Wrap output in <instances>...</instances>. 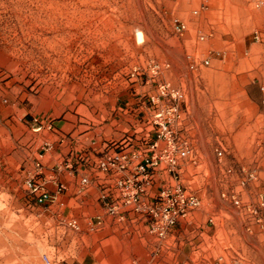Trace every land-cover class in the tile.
I'll return each mask as SVG.
<instances>
[{
	"label": "rangeland",
	"instance_id": "obj_1",
	"mask_svg": "<svg viewBox=\"0 0 264 264\" xmlns=\"http://www.w3.org/2000/svg\"><path fill=\"white\" fill-rule=\"evenodd\" d=\"M179 21L183 37L173 33ZM255 31L264 37V0H0V264H46L44 255L108 264L106 251L88 247L95 237L63 228L23 188L21 165L33 157L26 121L55 109L57 120L97 127L133 85L153 95L163 82L195 107L205 164L181 176L202 201L200 224L170 239L174 249L169 239L137 249L138 264H264V40ZM252 170L257 180L241 186Z\"/></svg>",
	"mask_w": 264,
	"mask_h": 264
},
{
	"label": "crops",
	"instance_id": "obj_2",
	"mask_svg": "<svg viewBox=\"0 0 264 264\" xmlns=\"http://www.w3.org/2000/svg\"><path fill=\"white\" fill-rule=\"evenodd\" d=\"M132 87L134 89L125 92L120 99L117 113L112 118L103 119L97 127L90 123L89 126L86 123L79 124L77 120H57L54 116L55 109L50 115H35L31 117L30 122L26 121L27 137L32 136L33 139V157H26L21 165L23 167L20 178L23 188L28 191L26 180L33 175H37L38 181L52 195L55 194L57 186L63 184L66 190L57 195L53 202L38 204L33 196L36 205L41 208L45 206L43 212L51 213L52 217L59 221L62 218H76L81 226L78 233L96 238L88 247L106 251L104 259L108 264H138L136 250L154 249L157 242L149 235L146 221L141 217L134 213H124L123 210L109 214L104 208L106 203L115 202L119 198L120 190L116 186L124 174L102 172L99 160L106 153H115L121 149L130 151V145H136L137 140L150 141L154 138L152 127L147 121L159 105L150 102L151 93H143L145 88L149 87L139 85L138 92L136 85ZM162 103L160 100V104ZM185 109L188 113V136L195 144L199 156L198 168L205 164V159L200 157V153L205 154L206 151L200 143L202 136L193 129L191 120L194 116V104L187 101ZM50 123L53 125L52 129L47 127ZM46 144L51 145V149H46ZM191 168L194 166L188 162L183 164L184 170ZM127 174L135 176L137 172L132 167ZM85 179L87 184L84 183ZM168 179L167 175L157 173L154 181L148 183V199L151 200L157 195L162 183ZM197 213H194L188 222H182L173 229L169 240L167 239L168 249H174L173 244H169L170 239L200 224ZM97 216H102L103 226L97 231H91ZM122 216H125L124 220H121ZM58 227L61 228V225ZM203 235L202 232L201 236ZM90 264H96V260L91 259Z\"/></svg>",
	"mask_w": 264,
	"mask_h": 264
},
{
	"label": "built area",
	"instance_id": "obj_3",
	"mask_svg": "<svg viewBox=\"0 0 264 264\" xmlns=\"http://www.w3.org/2000/svg\"><path fill=\"white\" fill-rule=\"evenodd\" d=\"M263 2H261L262 4ZM259 6V4H258ZM203 4L201 9H205ZM200 9L193 11L197 16ZM189 31L186 22H177L173 27L175 36L183 37ZM200 41H204L207 35L200 33ZM255 42H262L263 35L259 31L253 33ZM204 65L210 64L209 58L204 60ZM159 69V66L155 67ZM164 68L169 69L170 64L166 63ZM196 70L198 66L195 64ZM160 100L163 101L160 104ZM150 102L159 105L155 113L147 121L154 133L153 140H139V144L130 145V151L121 149L115 153H106L99 160V168L106 174L122 173L124 177L117 183L120 195L117 201L105 204V210L109 214L123 210L124 213H134L146 221L148 233L158 242L166 241L172 234L173 229L182 222H188L190 218L202 208L201 199L182 181L181 172L183 164L188 162L193 166L198 165V152L195 144L188 136V113L182 105V95L180 91L170 83L163 82L158 85L157 93L150 96ZM264 106V99L262 101ZM53 128L52 123L47 126ZM187 133V135L185 134ZM46 149H51V145L46 144ZM226 153L223 144H218L215 148L216 157L221 164ZM134 167L137 174L130 176L127 173ZM234 170L230 166L227 168L228 174H233ZM157 173H163L169 177L160 186V191L151 200L148 199V183L154 181ZM257 180V171L252 170L242 179L240 185L245 187L249 182ZM84 183L88 181L85 179ZM26 186L28 191L37 200L38 204L55 201L57 195L63 193L66 187L63 184L57 186L55 194H50L45 186L37 179V175L27 178ZM227 198L226 194H223ZM261 209L264 211V192L259 195ZM231 201L238 207L240 200L236 195L231 196ZM137 218V217H136ZM125 216L121 217L124 220ZM213 222V220H210ZM264 229V213L260 218ZM96 224L91 226V231H97L103 226L102 216L96 217ZM63 225L73 232H80L81 226L76 218H69L63 221ZM43 260L46 264H51L47 255Z\"/></svg>",
	"mask_w": 264,
	"mask_h": 264
},
{
	"label": "bare ground",
	"instance_id": "obj_4",
	"mask_svg": "<svg viewBox=\"0 0 264 264\" xmlns=\"http://www.w3.org/2000/svg\"><path fill=\"white\" fill-rule=\"evenodd\" d=\"M140 36V35H139Z\"/></svg>",
	"mask_w": 264,
	"mask_h": 264
}]
</instances>
